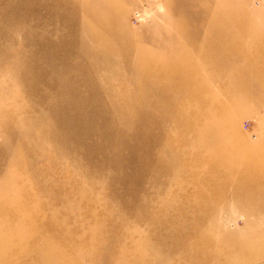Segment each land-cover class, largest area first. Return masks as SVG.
I'll return each mask as SVG.
<instances>
[{"label":"rangeland","instance_id":"374dc122","mask_svg":"<svg viewBox=\"0 0 264 264\" xmlns=\"http://www.w3.org/2000/svg\"><path fill=\"white\" fill-rule=\"evenodd\" d=\"M0 0V264H264V0Z\"/></svg>","mask_w":264,"mask_h":264},{"label":"built area","instance_id":"2783aa9c","mask_svg":"<svg viewBox=\"0 0 264 264\" xmlns=\"http://www.w3.org/2000/svg\"><path fill=\"white\" fill-rule=\"evenodd\" d=\"M258 4H261V3H260V0L258 1Z\"/></svg>","mask_w":264,"mask_h":264}]
</instances>
